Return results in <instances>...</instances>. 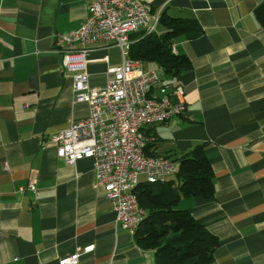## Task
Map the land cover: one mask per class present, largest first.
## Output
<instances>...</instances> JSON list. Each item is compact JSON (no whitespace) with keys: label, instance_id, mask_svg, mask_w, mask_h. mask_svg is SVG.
<instances>
[{"label":"crops","instance_id":"1","mask_svg":"<svg viewBox=\"0 0 264 264\" xmlns=\"http://www.w3.org/2000/svg\"><path fill=\"white\" fill-rule=\"evenodd\" d=\"M138 1L153 21L193 19L203 30L175 38L192 69L162 77L152 93L183 88L186 112L146 131L155 153L174 161L202 146L212 165L213 197L183 198L179 209L218 237L211 264H264V29L254 14L264 0ZM90 2L0 0V264H61L75 253L79 264H156L116 226L93 161L67 165L51 141L90 115L55 47L82 26ZM124 61L118 46L93 48L89 85L104 87ZM30 184L35 191L19 193Z\"/></svg>","mask_w":264,"mask_h":264},{"label":"built area","instance_id":"2","mask_svg":"<svg viewBox=\"0 0 264 264\" xmlns=\"http://www.w3.org/2000/svg\"><path fill=\"white\" fill-rule=\"evenodd\" d=\"M82 26L69 35H57L55 47L62 66L73 74L75 101L90 108L87 120L72 123L52 138L57 154L67 165L90 159L96 183L102 187L116 213V226L137 234L145 211L136 196L140 183L172 179L177 164L163 156H145L146 131L186 112L184 90L174 87L163 97L153 96L162 82L160 68L145 71L143 63L128 57L133 36L158 32L145 3L138 0H91ZM118 46L125 61L112 70L104 87L89 85L88 55L93 48ZM145 181H141V178ZM35 191L34 185L20 188ZM89 249L87 252H90ZM75 253L61 264H79Z\"/></svg>","mask_w":264,"mask_h":264},{"label":"trees","instance_id":"3","mask_svg":"<svg viewBox=\"0 0 264 264\" xmlns=\"http://www.w3.org/2000/svg\"><path fill=\"white\" fill-rule=\"evenodd\" d=\"M254 14L264 29V2ZM159 21L163 32L133 36L128 57L143 64L156 63L163 77L176 79L190 71L192 63L188 56L174 52L175 38L185 35L188 39H196L203 30L193 19L163 14ZM146 136L148 138V134ZM155 146L148 139L145 156H161L154 152ZM174 162L177 170L172 179L164 183H140L136 188L135 193L145 215L135 239L142 248L154 251L156 264H211L214 252L220 246L218 237L178 205L183 198L213 197L212 165L202 146Z\"/></svg>","mask_w":264,"mask_h":264},{"label":"rangeland","instance_id":"4","mask_svg":"<svg viewBox=\"0 0 264 264\" xmlns=\"http://www.w3.org/2000/svg\"><path fill=\"white\" fill-rule=\"evenodd\" d=\"M141 181H145V178L142 177V178H141ZM178 208H179V206H178Z\"/></svg>","mask_w":264,"mask_h":264}]
</instances>
